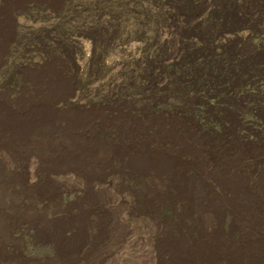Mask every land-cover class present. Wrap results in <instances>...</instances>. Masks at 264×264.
Masks as SVG:
<instances>
[{
	"label": "rangeland",
	"instance_id": "rangeland-1",
	"mask_svg": "<svg viewBox=\"0 0 264 264\" xmlns=\"http://www.w3.org/2000/svg\"><path fill=\"white\" fill-rule=\"evenodd\" d=\"M12 19L14 38L0 61V96L6 97L10 108L16 109L18 100L33 94L27 75L50 66L61 70L53 64L57 60L68 68L60 74L68 89L55 106L62 119L98 112L118 124L166 116L193 122L202 137L211 140L207 145L213 144L218 152L225 139L235 138L244 148L264 145V0H61L57 6L28 0ZM185 37L192 41L191 54L183 47ZM185 55L203 64L215 57L239 60L240 66L227 72L220 68L216 76L210 68L211 83L199 84L187 74L184 79L175 75ZM255 73L259 79H254ZM226 115L235 116V128ZM93 127L103 138L100 125ZM110 132L118 143L119 132ZM37 161L33 159L35 166ZM116 161L88 185L77 175L56 176L59 194L39 212L58 223L76 208L107 209L127 230L121 237L112 232L120 243L101 264H147L155 227L148 213L140 210L138 198L146 192L141 178L120 172L122 164ZM24 180L38 181L35 167L26 169ZM90 189L95 207L84 204ZM182 206V201H163L159 221L170 216L177 222L171 208ZM200 214L211 217L206 211ZM232 222L226 213L224 228ZM237 225L254 235L245 224ZM11 235L22 246L14 253L12 243L5 241L10 261L0 264H86L82 258L62 263L54 248L38 242L30 229H16Z\"/></svg>",
	"mask_w": 264,
	"mask_h": 264
},
{
	"label": "bare ground",
	"instance_id": "bare-ground-1",
	"mask_svg": "<svg viewBox=\"0 0 264 264\" xmlns=\"http://www.w3.org/2000/svg\"><path fill=\"white\" fill-rule=\"evenodd\" d=\"M1 1L0 61L14 38L13 14L28 0ZM42 1L57 6L61 0ZM54 63L61 70L50 66L27 75L33 94L18 100L16 109L0 96V261H10L5 241L12 243L14 253L22 246L11 232L30 229L38 242L54 248L62 263L82 258L86 264H101L127 230L112 212L76 208L55 223L39 210L58 196L56 176L77 175L88 185L117 160L120 172L141 178L146 192L138 198L140 210L155 227L147 264H264V145L244 148L235 138L225 139L218 152L193 122L166 116L118 124L98 112L62 119L55 106L68 89L60 76L68 68L61 61ZM224 118L237 126L235 116ZM94 124L100 125L103 138L95 134ZM111 129L119 132L118 143ZM27 167H35L37 182L24 180ZM89 192L84 204L95 207ZM163 201L184 202L171 208L177 222L170 216L159 221ZM201 211L211 217L197 216ZM226 213L233 218L227 229ZM239 222L254 235L240 231ZM114 230L120 237H113Z\"/></svg>",
	"mask_w": 264,
	"mask_h": 264
},
{
	"label": "trees",
	"instance_id": "trees-1",
	"mask_svg": "<svg viewBox=\"0 0 264 264\" xmlns=\"http://www.w3.org/2000/svg\"><path fill=\"white\" fill-rule=\"evenodd\" d=\"M183 42H184L183 47L186 49V53L191 54L194 51L192 47L193 46L192 41H187L185 37ZM206 60L207 61H205V64H203L201 60H196L192 56L185 55L183 62L180 63V66L175 67L174 69L175 75H177V77H180L179 79H184L183 77L184 74H187V76H189V79L191 78L193 82H196L199 79L198 82L199 84L204 83L209 85L211 83L209 81L210 75L212 74L210 68H213V70H215V72H213V76H216L220 68H223L224 72H227L230 71L231 69L236 70L240 66L239 60L229 61L230 59H226L222 57L208 58ZM170 72H173V70L171 69ZM254 75H255L254 76L255 80L260 78V76L257 75L256 73ZM214 83L215 81L213 80V84Z\"/></svg>",
	"mask_w": 264,
	"mask_h": 264
}]
</instances>
